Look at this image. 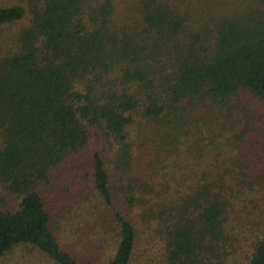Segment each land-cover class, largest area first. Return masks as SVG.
<instances>
[{"label": "trees", "instance_id": "obj_1", "mask_svg": "<svg viewBox=\"0 0 264 264\" xmlns=\"http://www.w3.org/2000/svg\"><path fill=\"white\" fill-rule=\"evenodd\" d=\"M261 106L264 0H0V257L86 264L79 216L104 264H264Z\"/></svg>", "mask_w": 264, "mask_h": 264}, {"label": "rangeland", "instance_id": "obj_2", "mask_svg": "<svg viewBox=\"0 0 264 264\" xmlns=\"http://www.w3.org/2000/svg\"><path fill=\"white\" fill-rule=\"evenodd\" d=\"M262 107V106H261ZM264 108V106L262 107ZM262 124L260 122L257 125V129L261 130ZM252 136H256L255 132H252ZM102 133L98 130H93L91 140L86 150L84 151L83 165L88 164L90 154L96 150L101 149ZM258 164L255 165L249 159L252 170L259 169L264 172V160H257ZM258 187L261 186V197L259 200V207L264 210V173L262 179H257ZM261 183V184H260ZM108 212V209L101 213L97 217L98 221H102L104 215ZM63 224L76 223L82 225L79 231V235L76 238V242L71 245L75 254L80 257L86 264H104L108 261L114 251V244L109 243V236L106 234L100 235L97 232L94 221L91 220L83 223H78L81 219L79 216H75L70 222L68 218H61ZM83 219V218H82ZM262 236H237L234 243L228 244L226 248V254L222 255L220 260L223 264H250L251 257L255 248V243ZM31 257V258H30ZM216 259L214 260V262ZM0 264H53L51 260L38 252H32L27 245H23L15 248L11 253L0 257Z\"/></svg>", "mask_w": 264, "mask_h": 264}]
</instances>
